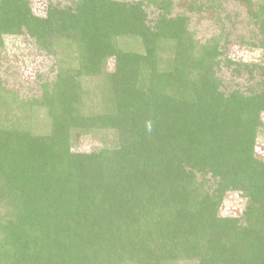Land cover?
Listing matches in <instances>:
<instances>
[{"label": "trees", "instance_id": "1", "mask_svg": "<svg viewBox=\"0 0 264 264\" xmlns=\"http://www.w3.org/2000/svg\"><path fill=\"white\" fill-rule=\"evenodd\" d=\"M221 2L247 8L249 39L221 20L200 42L191 1L48 0L40 18L0 0V49L27 35L57 66L34 100L0 76V264H264V62L227 55L264 51V0Z\"/></svg>", "mask_w": 264, "mask_h": 264}, {"label": "rangeland", "instance_id": "2", "mask_svg": "<svg viewBox=\"0 0 264 264\" xmlns=\"http://www.w3.org/2000/svg\"><path fill=\"white\" fill-rule=\"evenodd\" d=\"M133 1V0H130ZM174 13L179 15L187 11L189 2L192 5H202V11L191 12L188 16V27L200 42H204L212 36H215L221 30V20L224 23L235 21L239 24L237 28L231 29L233 37H242L249 39L251 32L254 33V27L246 20V7L241 3L221 2L219 6L212 7L206 4L207 0H173ZM219 2V1H218ZM216 2V5L218 4ZM255 1H253L254 3ZM58 6H69L72 0H53ZM48 0H31L32 12L35 16L45 18L48 11ZM219 12V13H218ZM151 21L157 17L156 11L151 7L149 10ZM218 19V20H217ZM229 20V21H228ZM220 22V23H219ZM221 25V27H220ZM230 29V28H227ZM227 55L231 61L236 63L263 64L264 51L248 47L247 44H239L236 41L228 46ZM55 59L47 54H40L34 46V42L27 36L5 37V46L0 49V76L3 79L7 89L19 94L25 100L38 99L41 92V83L51 82L57 74ZM109 69H114V61L109 63ZM257 72H259L257 70ZM219 77L224 78L227 83L239 82L243 87L254 84L253 79L259 77L255 73L252 80L246 75L240 77L233 75L229 70L224 69L219 72ZM97 81H95V84ZM94 89V88H92ZM95 90V89H94ZM264 121V114H263ZM259 152L264 157V137L259 139ZM81 144L74 152H90L92 147L89 144ZM90 147V148H89ZM238 197L235 194H228L224 200L223 207L220 210L222 217H227L231 213L240 212Z\"/></svg>", "mask_w": 264, "mask_h": 264}, {"label": "clouds", "instance_id": "3", "mask_svg": "<svg viewBox=\"0 0 264 264\" xmlns=\"http://www.w3.org/2000/svg\"><path fill=\"white\" fill-rule=\"evenodd\" d=\"M149 130H150V125H149Z\"/></svg>", "mask_w": 264, "mask_h": 264}]
</instances>
